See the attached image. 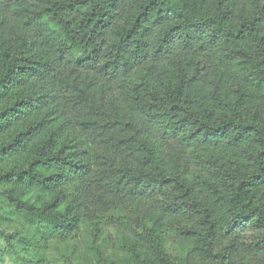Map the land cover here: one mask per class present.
<instances>
[{
	"label": "trees",
	"instance_id": "1",
	"mask_svg": "<svg viewBox=\"0 0 264 264\" xmlns=\"http://www.w3.org/2000/svg\"><path fill=\"white\" fill-rule=\"evenodd\" d=\"M0 239L264 264V0H0Z\"/></svg>",
	"mask_w": 264,
	"mask_h": 264
},
{
	"label": "rangeland",
	"instance_id": "2",
	"mask_svg": "<svg viewBox=\"0 0 264 264\" xmlns=\"http://www.w3.org/2000/svg\"><path fill=\"white\" fill-rule=\"evenodd\" d=\"M14 221L17 219L23 223V221L20 218L13 217ZM17 223L14 224V228L17 227ZM79 236L82 235L81 233L78 234ZM79 236L71 239L68 241V245H66L64 248L60 249V252H56L52 255V258L55 259V255L59 257V260L62 261L63 259H73V260H82L83 257L85 256V252L83 248L81 247V241H79ZM106 242V240H104ZM107 243V242H106ZM52 247V246H51ZM172 245L169 241L168 249L171 252ZM6 248L4 242L0 239V264H14L11 256L5 254ZM173 253V252H172ZM51 258V259H52Z\"/></svg>",
	"mask_w": 264,
	"mask_h": 264
}]
</instances>
